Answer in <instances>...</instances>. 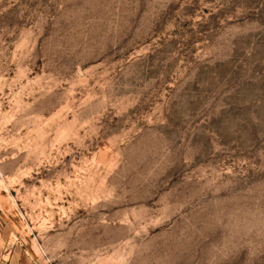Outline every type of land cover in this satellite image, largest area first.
I'll return each instance as SVG.
<instances>
[{"label": "rangeland", "instance_id": "rangeland-1", "mask_svg": "<svg viewBox=\"0 0 264 264\" xmlns=\"http://www.w3.org/2000/svg\"><path fill=\"white\" fill-rule=\"evenodd\" d=\"M264 264V0H0V263Z\"/></svg>", "mask_w": 264, "mask_h": 264}, {"label": "crops", "instance_id": "crops-1", "mask_svg": "<svg viewBox=\"0 0 264 264\" xmlns=\"http://www.w3.org/2000/svg\"><path fill=\"white\" fill-rule=\"evenodd\" d=\"M0 264H29L27 261H24L22 259L17 260L13 258V256H10V259L7 262H1Z\"/></svg>", "mask_w": 264, "mask_h": 264}]
</instances>
